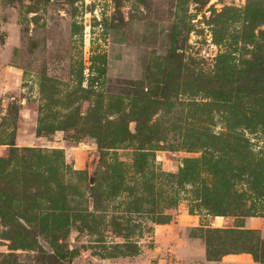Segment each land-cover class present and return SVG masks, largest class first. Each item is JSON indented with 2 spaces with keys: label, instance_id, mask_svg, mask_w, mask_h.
I'll use <instances>...</instances> for the list:
<instances>
[{
  "label": "rangeland",
  "instance_id": "obj_1",
  "mask_svg": "<svg viewBox=\"0 0 264 264\" xmlns=\"http://www.w3.org/2000/svg\"><path fill=\"white\" fill-rule=\"evenodd\" d=\"M0 45V264H163L161 234L207 264L234 232L264 264V0H0Z\"/></svg>",
  "mask_w": 264,
  "mask_h": 264
},
{
  "label": "crops",
  "instance_id": "obj_2",
  "mask_svg": "<svg viewBox=\"0 0 264 264\" xmlns=\"http://www.w3.org/2000/svg\"><path fill=\"white\" fill-rule=\"evenodd\" d=\"M3 46V45H2ZM0 45V91L1 93H5L7 89H15L18 91L17 83L20 82L21 74L18 72V70L12 66H9L7 64V58H6V48L4 49ZM15 91V93H16ZM18 96V94L16 95ZM12 98V97H9ZM4 100V99H2ZM21 110H19V113L27 112L29 115L33 113L34 110V102L30 101L25 98H21L19 102ZM22 127H20L21 133L23 132ZM19 131V134H21ZM38 143L39 139H37L33 135L27 134L26 136L18 135L17 137V143L18 145L21 144H29V143ZM4 145H0V149L2 150ZM180 216V215H179ZM187 221V220H186ZM192 224H194V218H191L189 220ZM164 225H156L158 229H162ZM162 235V234H161ZM161 235H155L154 240L157 244V248L153 249V252L155 255H157V261L159 263L165 264H171L170 261H172L173 258V264H179L180 260L183 259H192L195 255V250L193 248H190L189 244L180 242V239L175 237L170 238L168 243H162V240L165 241L167 238ZM164 237V238H163ZM160 240V241H159ZM186 244V245H185ZM198 250L196 251V253ZM199 255L201 257H204V254L202 251H200ZM168 256V257H167ZM179 260V261H178ZM250 258L246 253H237V254H225L221 257L220 261H206L207 264H222L228 262H232L234 264H240L241 262L245 264H254L249 261Z\"/></svg>",
  "mask_w": 264,
  "mask_h": 264
},
{
  "label": "trees",
  "instance_id": "obj_3",
  "mask_svg": "<svg viewBox=\"0 0 264 264\" xmlns=\"http://www.w3.org/2000/svg\"><path fill=\"white\" fill-rule=\"evenodd\" d=\"M10 145V144H9ZM8 145V146H9ZM15 148V147H14ZM12 149H9V151ZM5 158L0 157V161H3ZM249 194L243 195V199L249 200L251 203L250 208L248 207L246 211L247 216H262L264 217V183L261 185H254L252 182H249ZM1 209H5L7 211L6 207H0ZM258 211V213H257ZM7 217L11 216L9 212L4 213ZM22 215V214H20ZM223 215V214H219ZM15 216V215H14ZM19 216V215H17ZM23 217V216H22ZM10 218V217H9ZM237 229L229 230V228H216L215 232L218 233H225V232H231L235 230H243L244 228H241V226L236 227ZM249 233H255V230L248 231ZM244 236V237H243ZM245 233H239L234 232L233 235L230 237H224V240H222L221 244H218V248L214 247V245H211L210 242L207 240L204 241V257L207 260H217V258L221 255L225 254H237V253H248L251 256V259L253 261H257V247L256 246V239L254 240V243L249 246V244H245ZM251 237H248L250 239ZM248 243V242H247ZM213 247V250H212Z\"/></svg>",
  "mask_w": 264,
  "mask_h": 264
}]
</instances>
